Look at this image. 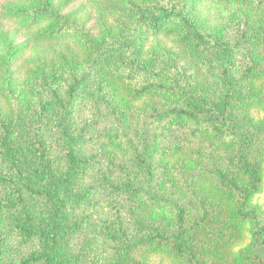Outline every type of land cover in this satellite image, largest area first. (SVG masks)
<instances>
[{
  "label": "trees",
  "instance_id": "16d2710c",
  "mask_svg": "<svg viewBox=\"0 0 264 264\" xmlns=\"http://www.w3.org/2000/svg\"><path fill=\"white\" fill-rule=\"evenodd\" d=\"M89 3L0 13V264H264V0Z\"/></svg>",
  "mask_w": 264,
  "mask_h": 264
},
{
  "label": "rangeland",
  "instance_id": "374dc122",
  "mask_svg": "<svg viewBox=\"0 0 264 264\" xmlns=\"http://www.w3.org/2000/svg\"><path fill=\"white\" fill-rule=\"evenodd\" d=\"M11 0H0V13L2 12V8L7 6V3L10 2ZM90 0H83V4H86L88 7H90L91 3H89ZM17 3V2H16ZM20 3H17L16 5L19 6ZM78 7V5H76ZM89 9H87L88 11ZM233 11V8L229 6H218L217 8H207V11L205 10L206 14H211V19H212V26H217L220 23H224L223 20H227L229 14ZM25 38L19 37L18 36V31L17 29L13 28L8 22H2L0 23V54L6 53V50H4L6 47L4 46V42L7 44H10L11 42L14 44H21ZM26 57L32 55L33 52L30 53L28 50L26 52ZM35 88V87H34ZM35 90H38L35 88ZM39 98V93L38 95L34 94H29L28 100L33 104L35 103ZM1 100H0V107H1ZM3 104V103H2ZM86 106L85 109L86 110ZM264 110L258 109L255 111V115L257 116H262ZM253 206H256L259 208L260 212L262 213V216L264 217V188L263 191L256 195L253 200H252ZM95 230H97L96 227H92L90 230V233H93ZM248 230L252 232L253 228L251 226H248ZM250 238V232H248L247 240ZM247 242V241H246ZM246 242L243 244L239 245V249L244 247L246 245ZM258 253L261 256V258L264 261V237L260 239L259 241V249ZM157 260V261H156ZM154 260L155 264H159V259Z\"/></svg>",
  "mask_w": 264,
  "mask_h": 264
}]
</instances>
